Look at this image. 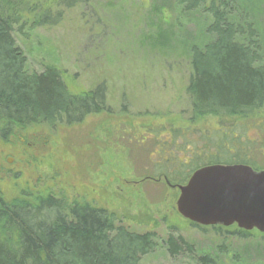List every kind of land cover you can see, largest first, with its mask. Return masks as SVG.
<instances>
[{"label": "rangeland", "instance_id": "1", "mask_svg": "<svg viewBox=\"0 0 264 264\" xmlns=\"http://www.w3.org/2000/svg\"><path fill=\"white\" fill-rule=\"evenodd\" d=\"M41 1L62 12V19L27 36L15 34L28 69L41 73L48 64L58 66L73 94L105 85L108 111L80 124L34 125L0 135L5 197L33 202L52 195L66 205L106 209L131 231L155 232L159 245L141 264H210L203 256L215 264H264L263 233L244 237L236 226L195 227L178 212L180 190L157 180V166L172 155L185 161L178 169L186 174L187 155L215 149L211 133V141L204 138L218 121L193 124L187 93L194 50L215 41L213 16L203 6L187 10L178 0H88L70 9L62 0ZM231 1L228 19L241 30L238 40L256 41L264 64V0ZM257 116L264 117V109ZM172 130L181 132L176 140ZM253 154L264 169V153L256 147ZM243 162L220 156L205 163ZM171 237L184 241L179 254L169 251Z\"/></svg>", "mask_w": 264, "mask_h": 264}, {"label": "trees", "instance_id": "2", "mask_svg": "<svg viewBox=\"0 0 264 264\" xmlns=\"http://www.w3.org/2000/svg\"><path fill=\"white\" fill-rule=\"evenodd\" d=\"M87 1L61 3L70 9ZM178 1L190 11L203 6L214 19L210 32L215 41L204 51L194 50L187 93L193 124L202 119L218 121L204 138L211 141V133L215 149L205 146L204 156L198 151L187 155L190 169L186 174L178 169L185 161L179 162L174 155L165 163L158 162L161 173L157 180L163 177L167 186L178 188L198 169L213 165L206 161L220 156L242 158L243 165L264 170L252 160L256 147L264 153L263 144L258 145L264 137V117L257 116L264 109V64H260L259 44L238 40L241 30L228 19L231 0ZM41 4V0H0V135L4 138L19 128L80 124L89 116L108 111L105 85L73 94L58 66L48 64L41 73L28 69L15 34L27 36L62 19V12ZM253 130L255 137L251 136ZM179 132L172 130L173 140ZM237 229L240 236L251 235ZM179 243H184L182 238L168 240L171 254H179ZM158 245L155 232L131 231L106 209L77 202L66 205L52 195L33 202L8 200L0 190V264H141ZM201 261L215 264L209 256Z\"/></svg>", "mask_w": 264, "mask_h": 264}, {"label": "water", "instance_id": "3", "mask_svg": "<svg viewBox=\"0 0 264 264\" xmlns=\"http://www.w3.org/2000/svg\"><path fill=\"white\" fill-rule=\"evenodd\" d=\"M178 189V212L193 224L264 233V170L248 165L205 166Z\"/></svg>", "mask_w": 264, "mask_h": 264}]
</instances>
